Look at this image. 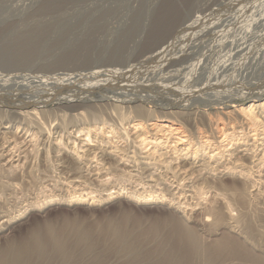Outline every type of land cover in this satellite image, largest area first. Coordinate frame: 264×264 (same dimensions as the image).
<instances>
[{
	"label": "rangeland",
	"instance_id": "obj_1",
	"mask_svg": "<svg viewBox=\"0 0 264 264\" xmlns=\"http://www.w3.org/2000/svg\"><path fill=\"white\" fill-rule=\"evenodd\" d=\"M166 43L164 59L142 63ZM257 95L264 0H0V264H264V134L257 159L238 162L249 179L226 174L211 150L240 140L212 137L202 114L245 119L236 109ZM136 105L151 112L123 117ZM163 112L193 144L154 147L156 127L131 121ZM205 140L214 147L199 150ZM112 190L123 193L106 200ZM76 191L95 198L51 202Z\"/></svg>",
	"mask_w": 264,
	"mask_h": 264
},
{
	"label": "bare ground",
	"instance_id": "obj_2",
	"mask_svg": "<svg viewBox=\"0 0 264 264\" xmlns=\"http://www.w3.org/2000/svg\"><path fill=\"white\" fill-rule=\"evenodd\" d=\"M151 11V10H150ZM150 13V12H149ZM148 14V13H147ZM176 14V13H175ZM191 15V14H190ZM148 16V15H147ZM163 16V15H162ZM184 18V17H183ZM169 19V18H168ZM146 20V19H145ZM145 24V23H144ZM144 24H142V25H144ZM157 24V23H156ZM158 25V24H157ZM183 25V27H184V24H182ZM192 25H194V24H192ZM144 26H146V25H144ZM155 26V25H154ZM166 26V25H165ZM176 26V25H175ZM174 26V27H175ZM155 27H157V26H155ZM160 27V26H159ZM173 27V28H174ZM179 27V26H178ZM181 27V26H180ZM134 29V28H133ZM145 29V28H144ZM152 29V28H151ZM155 29V28H154ZM157 29H158V27H157ZM195 29V28H194ZM153 30V29H152ZM156 30V29H155ZM175 30V29H174ZM145 31V30H144ZM157 31V30H156ZM162 31H164V30H162ZM167 31V30H166ZM172 31V30H171ZM143 32V31H142ZM175 33H176V31H174ZM178 32V31H177ZM181 32V31H180ZM157 33V35H158V33H159V31H157L156 32ZM156 33H154V34H156ZM168 33V32H167ZM154 34H153V37H154ZM148 36V35H147ZM178 36V35H177ZM127 37V36H126ZM152 37V36H151ZM172 37H174V35L172 36ZM179 37V36H178ZM177 37V38H178ZM186 37V36H185ZM143 38V37H142ZM162 38H164V37H162ZM172 39H174V38H172ZM172 39H170V40H172ZM123 40V39H122ZM159 40V39H158ZM166 40V39H165ZM170 40H169V43H170ZM186 40V39H185ZM148 41H150V40H148ZM174 41V40H173ZM140 42V41H139ZM138 42V43H139ZM151 42H152V40H151ZM153 42H154V40H153ZM162 42V41H161ZM148 43V42H147ZM174 43V42H173ZM12 44V43H11ZM167 44V46H162V48L161 47H159L158 49L157 48H152V52L151 53H149V51H148V53L149 54H146V55H144L145 53H143V55H142V63L144 62H148V61H150V60H156V59H154V58H159V57H161V58H163L164 59V57L167 55V54H165V50H166V48L168 47V43H166ZM122 45V44H121ZM120 45V46H121ZM174 45V44H173ZM176 45V44H175ZM174 45V46H175ZM62 46V45H61ZM110 46H111V44H110ZM116 46H117V44H116ZM116 46H115V48H116ZM119 46V47H120ZM157 47H158V45H156ZM155 46V47H156ZM159 46H160V44H159ZM169 46H170V44H169ZM171 46H172V44H171ZM106 47V46H105ZM107 47H109V46H107ZM118 46H117V48H119ZM121 47H123V45L121 46ZM154 47V46H153ZM23 48V47H22ZM110 48V47H109ZM108 48V49H109ZM115 48H113V49H115ZM111 49V48H110ZM121 49V48H120ZM144 49V48H143ZM149 49H151V47L149 48ZM168 49H171V47L170 48H168ZM31 50V49H30ZM39 50V49H38ZM116 50V49H115ZM122 50V49H121ZM82 51V50H81ZM120 51V50H119ZM118 51V52H119ZM144 51V50H143ZM29 52V51H28ZM170 52V51H169ZM191 52V51H190ZM113 53H115V52H113ZM121 53V52H120ZM147 53V52H146ZM21 54V53H20ZM34 54V53H33ZM37 54V53H36ZM3 55V54H2ZM120 55V54H119ZM125 55V54H124ZM165 55V56H164ZM117 56V55H116ZM173 56V55H172ZM28 58V57H27ZM141 58V57H140ZM160 58V59H161ZM178 59V58H177ZM141 60V59H140ZM152 60V61H153ZM172 60H174V59H172ZM185 60V59H184ZM157 61V60H156ZM140 62V61H139ZM170 62V61H169ZM151 63V62H150ZM174 63H175V61H174ZM177 63V62H176ZM179 63V62H178ZM3 64V63H2ZM12 64V63H11ZM171 65V64H170ZM181 67V66H180ZM144 70V69H143ZM141 71V70H140ZM62 93V92H61ZM63 95V94H62ZM74 99H76V100H78L76 97H73ZM66 99V98H65ZM68 99H70V97H68ZM74 99H70V100H61L63 103L64 102H70V101H73ZM89 99V98H88ZM75 102V101H74ZM85 102V101H84ZM251 102V104L249 105V104H247L248 106H240L239 107V109L237 110L236 109V111H238V113L240 114V115H242V116H244V118L246 119H240V120H236V119H234V121H229V118H228V120L227 119H223V118H220V115L222 114V111H221V109H220V111L221 112H217V117H218V119H215L214 117L212 118L211 117V115L210 114H212V113H207V112H202V114H203V116H207L208 117V119H209V122H208V128H210L209 130H210V132L212 131V133H211V136H212V134L214 135V136H216L217 137V135L218 134H224V135H226L225 134V130H224V128L226 129V128H228V129H232V132L231 133H227V135L228 134H230L229 136H232V140H234V139H236V136H237V138L240 140V141H238L237 143H235V145H237L229 154H225V152H214L215 150L213 149V150H211V152H212V154L211 155H209V157H210V159L212 158V159H214L215 160V162H216V164H217V166L219 167V166H222L223 167V169L221 170V171H223V172H225L226 174L227 173H235L236 172V174H239L240 175V178H244V179H249V178H247V177H249V172H248V174H246L245 175V171L243 170V169H240L239 170V166L240 165H238L239 163L238 162H240L239 160H241V159H243L244 157L243 156H247V155H249V156H251V159L252 158H255V156H256V154H258V152H257V150H258V147L260 146V145H262V146H264V139H263V141H262V143H260V145H257L256 143H257V138H256V135H261V133H258V132H260L259 130L261 129V131H262V134H264V96L263 95H257L256 97H255V99H253V100H251L250 101ZM73 103V102H72ZM78 103H79V101H78ZM82 103V102H81ZM253 103V104H252ZM26 104V103H25ZM31 104H32V102H31ZM61 104V103H60ZM220 105V104H219ZM222 106L221 107H224L225 109L226 108H228V106L226 105V104H224V103H222L221 104ZM235 105V104H234ZM239 105V104H238ZM68 107H70L69 105H67ZM72 106H75V105H73L72 104ZM71 106V107H72ZM80 106L81 105H78L76 108H74V110L75 111H81V110H79L80 109ZM25 107V106H24ZM81 107H83V106H81ZM117 107V106H116ZM119 107V106H118ZM117 107V108H118ZM135 108V114L133 113L132 114V111H130L128 114H125V115H123V117L124 116H130V115H135L134 117H136V118H138V117H140V115H144V114H148V113H150L151 111H149V110H147L146 109V107H145V109H143V106L142 107H140V105H136V106H132V108ZM120 108V107H119ZM7 109V108H6ZM122 109V108H121ZM213 109V108H212ZM229 109V108H228ZM116 110H119V109H116ZM215 110V109H214ZM219 110V109H218ZM12 111V110H11ZM122 111V110H121ZM2 112H4V111H2ZM162 112V111H161ZM196 112V111H195ZM224 112V111H223ZM9 113V112H8ZM175 113V112H174ZM198 113H201V111H198ZM227 113V112H226ZM228 113H229V110H228ZM231 114H232V111L230 112ZM229 113V114H230ZM19 114V113H18ZM22 114V113H21ZM20 114V115H21ZM137 114V115H136ZM153 114V113H152ZM162 114V119H159V117H154V118H152V119H148V121H150L149 123H147V125L145 126V122L143 121V120H141V119H131V121L132 120H136V123H134L133 124V126H136V128L137 129H139V130H143L145 133L146 132H149V130L147 129L148 127H151V129L152 128H155L156 127V129H154V130H156L157 132L156 133H154L153 134V139L151 140V142L155 145L154 147H161V146H163V145H165L166 143H168V142H171L170 141V139L171 138H173L174 136H176V137H174L175 139V144L173 145V146H175L174 147V151H176V153H177V150L178 151H183V149H177V146L179 145H183V144H186V143H190V145L191 144H193L192 142V140H190V138H189V136L190 135H188V134H185L184 133V131H183V129H181V124H179L178 122H176V121H174V120H172V119H170V117H171V115H170V112H163V113H161ZM173 114V113H172ZM180 114V113H179ZM184 114V113H183ZM214 114V113H213ZM212 114V115H213ZM155 115V114H154ZM219 115V116H218ZM222 115H225L224 113L222 114ZM238 115V114H237ZM151 116V115H150ZM161 116V115H160ZM174 116V115H173ZM216 116V115H215ZM231 117H232V115H230ZM23 117V116H22ZM224 117H226V116H224ZM228 117V116H227ZM247 117V118H246ZM127 118V117H126ZM240 118V117H239ZM238 118V119H239ZM241 118H243V117H241ZM121 119V118H120ZM127 119H129V117L127 118ZM127 119H126V121H127ZM125 120V119H124ZM236 120V121H235ZM131 121H130V123H131ZM145 121H147V120H145ZM9 122V121H8ZM103 124V123H102ZM104 124H106V123H104ZM103 124V125H104ZM220 124H222V126H220ZM96 125V124H95ZM149 125V126H148ZM105 126V125H104ZM107 126V125H106ZM133 126H131V127H133ZM111 127V126H110ZM18 128V127H17ZM115 128V127H114ZM123 128V127H122ZM239 128V130H237ZM110 129V128H109ZM245 129H249V131L246 133L245 132ZM138 130V131H139ZM148 130V131H147ZM153 130V129H152ZM224 130V131H223ZM246 130V131H247ZM80 131L82 132V131H84L83 129L81 130L80 129ZM79 131V132H80ZM91 131H92V129L91 128H88V130L86 131V134H85V139H81L82 140V142H86V143H84L85 145L86 144H91ZM116 132L115 131V129H112L111 128V130H108V132ZM252 131H255L252 135H255L254 137V143L252 144V146H246V142L244 143L245 145H243V146H241V145H238V144H241V143H243L244 141H242V138L244 137V136H248L249 134H250V132H252ZM70 133V132H69ZM236 133H239V134H236ZM258 133V134H257ZM28 134V133H27ZM73 134V133H72ZM162 135L163 137H164V139H162V138H159L158 137V135ZM242 134V135H241ZM152 135V134H151ZM241 135V136H240ZM251 135V136H252ZM70 136V135H69ZM110 135H108V137H109ZM214 136H212V137H214ZM107 137V136H106ZM208 137V136H207ZM219 137V136H218ZM226 138V137H225ZM247 138V137H246ZM252 138V137H251ZM264 138V137H263ZM78 139V138H77ZM201 139V138H200ZM199 139V140H200ZM217 139V138H216ZM261 139V138H260ZM202 140V139H201ZM200 140V141H201ZM75 141V140H74ZM73 141V142H74ZM88 142V143H87ZM206 144H202L201 142H200V146H202V147H200L199 148V150L201 149V150H203V151H205L206 149H208L209 148V144H211L210 142H208V140L206 141H204ZM203 142V143H204ZM60 143V142H59ZM78 143V142H77ZM101 143H104V141H102ZM105 143H107V142H105ZM198 143H199V141H198ZM70 144V143H69ZM208 144V145H207ZM233 144V143H232ZM91 145H93V144H91ZM167 145V144H166ZM195 145H199V144H195ZM227 145H231V143H229V144H227ZM76 146V145H75ZM169 146V145H168ZM193 146L194 145H192V147H188L187 148V150L184 152V154H182V155H188L190 152H193V151H190L191 150V148H193ZM211 146H212V144H211ZM214 146H212V148H213ZM216 147V146H215ZM243 147V148H242ZM171 148V147H170ZM223 148V147H222ZM231 148V147H230ZM98 149H100V148H98ZM218 149V148H217ZM217 149H216V151H217ZM195 150V149H194ZM262 152H263V154H261V158H259L258 159V163H256V165L255 166H259V165H261L263 162H264V147L262 148V149H260ZM115 151V150H114ZM227 151V150H226ZM113 152V151H112ZM195 152V155H194V157H197L198 155H199V153H198V151H194ZM250 152V153H249ZM204 153V152H203ZM209 154L210 152H205V154L204 155H206V154ZM178 155H181V154H178ZM236 156V157H235ZM245 156V157H246ZM258 156V155H257ZM228 157V158H227ZM233 157H235L236 159L235 160H232V158ZM238 157V158H237ZM243 157V158H242ZM176 158V157H175ZM250 159V158H249ZM255 159H257V158H255ZM229 160V161H228ZM243 160H245V159H243ZM242 160V161H243ZM248 160V159H247ZM254 160V159H253ZM252 160V161H253ZM226 161H228V162H226ZM241 161V162H242ZM257 161V160H256ZM123 162V161H122ZM135 162V161H134ZM240 162V163H241ZM99 163V162H98ZM255 163V162H254ZM250 164V163H249ZM253 164V163H252ZM245 165V164H244ZM243 165V166H244ZM129 166H130V164H129ZM242 165L240 166L241 168L243 167ZM216 167V166H215ZM221 167V168H222ZM254 167V166H253ZM90 168V167H89ZM214 169V168H213ZM245 169V168H244ZM216 170H217V167H216ZM248 175V176H247ZM251 177V176H250ZM82 178V177H81ZM254 178V177H253ZM261 178V177H260ZM105 180V179H104ZM243 180V179H242ZM83 181V180H82ZM121 186V185H120ZM82 189V188H81ZM80 191V190H79ZM122 193H123V191H121V190H118V191H109L108 193H105V196H106V200L107 199H113V198H116V197H118L119 195H122ZM95 198V196H93V192H86V193H83V192H81V193H78L77 191L74 193V194H71V195H69L68 197H65V198H57V199H52V201L51 202H54L55 200L57 201H61L62 203H64V204H67V205H72V204H81V203H86V202H91V199L92 198ZM130 197H132L136 202H138V203H159V202H162V201H164L165 200V196L164 195H162V194H158L157 192L155 193V192H150V193H138V194H136V192L134 193V194H132ZM101 199H104L103 197H101V198H99V199H97V201H100ZM105 200V199H104ZM102 201V200H101ZM93 202H95V200L93 201ZM8 216V215H7ZM14 218V217H13ZM12 218V219H13ZM9 221H11V220H9ZM190 241V240H189ZM231 241V240H230ZM227 243V242H226ZM232 243V242H231ZM230 243V244H231ZM228 244H229V242H228ZM228 244H226V245H228ZM235 244V243H234ZM225 245V243L223 244V246ZM225 245V246H226ZM232 246V245H231ZM234 246V245H233ZM236 246V245H235ZM219 247V246H218ZM239 247H241V246H239ZM239 247H237V248H239ZM226 248V247H225ZM231 248V247H230ZM218 250H219V248H217ZM217 249H215V250H217ZM220 249H222V247L220 248ZM227 249H229V247L227 248ZM242 249V248H241ZM222 250H224V248L222 249ZM232 250V249H231ZM237 250V249H236ZM239 251H241L240 249H238ZM220 251V250H219ZM229 251V250H228ZM234 251V250H233ZM239 251L238 252H236V254H239ZM245 251V250H244ZM222 252V251H221ZM231 252V251H230ZM234 252V253H235ZM246 252V251H245ZM245 252H243V253H245ZM233 253V252H232ZM240 253H242V252H240ZM242 253V254H243ZM247 253V252H246ZM242 254H240V255H242ZM233 255H235V254H233ZM239 255V256H240ZM249 255V254H248ZM244 256V255H243ZM241 257V256H240ZM248 257H250V256H248ZM253 258V257H252ZM15 261V260H14Z\"/></svg>",
	"mask_w": 264,
	"mask_h": 264
}]
</instances>
